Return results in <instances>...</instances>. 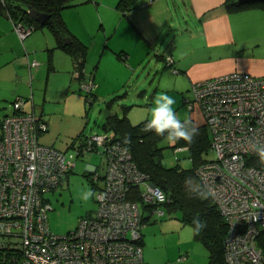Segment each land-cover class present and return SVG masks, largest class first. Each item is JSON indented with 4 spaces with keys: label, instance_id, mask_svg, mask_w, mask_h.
I'll return each mask as SVG.
<instances>
[{
    "label": "built area",
    "instance_id": "2783aa9c",
    "mask_svg": "<svg viewBox=\"0 0 264 264\" xmlns=\"http://www.w3.org/2000/svg\"><path fill=\"white\" fill-rule=\"evenodd\" d=\"M13 27L21 41L34 30L33 25L25 28L20 23ZM165 61L172 65L170 57ZM80 73L75 71L74 79ZM79 87L89 95L91 79ZM190 92L195 102L183 103L189 111L197 105L214 155L195 174L228 225L225 264H264V169L248 165L259 154L256 147L264 146V76L231 72L192 84ZM27 101L32 103L31 94L14 98L12 113L1 120L0 264H145L142 215L126 192L140 187L144 205L155 208L147 212L151 216L162 217L157 205L168 200L139 172L112 132L72 144L77 155L105 153L108 167L103 177L91 170V180L97 183L93 214L64 235L50 231L47 213L52 207L43 194L55 189L74 163L40 142L48 127L34 111L24 112ZM186 149L177 148L175 154Z\"/></svg>",
    "mask_w": 264,
    "mask_h": 264
},
{
    "label": "rangeland",
    "instance_id": "374dc122",
    "mask_svg": "<svg viewBox=\"0 0 264 264\" xmlns=\"http://www.w3.org/2000/svg\"><path fill=\"white\" fill-rule=\"evenodd\" d=\"M113 22L116 23V21ZM233 23L235 30L239 33L241 42L247 40L253 42L255 39H263L264 41V16L259 11L255 9L245 11ZM73 24L76 28L81 29L82 25L77 26L79 24H77L74 17ZM99 24V21L97 24L95 23L97 26ZM117 26L120 28L119 23H116V26L112 23L107 27V36L103 39L100 37L101 40L100 38L95 40V48L100 46L101 49L104 48L107 52L102 51L104 57L101 61H98V65L93 68L92 73L84 70L87 76L91 75L93 102H86V94L79 88L78 82L72 79L70 75L69 79H66L64 73L50 74V79H48L45 70L42 75L39 74L37 79L33 78L35 79L34 82H28L27 91L29 94L26 97L28 98L33 93L32 97L34 96V98L32 101L35 104V114L42 115V118L48 122V124L46 122L45 124L47 127L49 126L47 133L45 132L46 134L41 137L40 142L63 152L66 160L74 163V166L61 179L58 186L43 194V197L52 207L47 215L49 229L57 235H64L72 231L82 217L91 215L96 209L90 170H96L103 177L108 167L106 154L89 152V154L77 156L76 149L72 148V144L81 137L103 133L108 114H116L118 118L126 117L132 125H137L150 118L149 109L154 99L162 91H165L176 99L174 108L178 118L192 120L196 126L204 123L197 105L189 111L181 99L183 95L190 97L191 100L193 99L189 91L191 85L188 84L184 76L171 73L170 70L164 68V63L161 61H159L158 68L152 67V65L138 69V59L134 58V55L130 57L128 51V55H123L124 59L127 58L124 64L116 58V55L118 58L122 57L119 52L115 56H111V53H113L112 47L114 46L116 49L121 41L127 47L129 46L131 52L136 47L138 48L136 42L134 43L129 40L130 38L121 35L123 30H119L114 34V29L117 30ZM42 31L48 33L46 30ZM250 51L246 50L245 55L248 56ZM93 54L96 53L93 52ZM153 55L149 57V60L153 59ZM28 58L29 62L36 61L38 63L37 68L40 67L42 63L40 60L34 58L33 55L28 56ZM29 65L31 68H36L31 64ZM169 67L171 68L167 65V68ZM28 69L30 68L28 67ZM96 72L98 73L96 74ZM33 76H35V73H33ZM191 102L195 101L192 100ZM26 105L28 107L24 111L31 112V102L27 101ZM4 106L7 109L8 104L0 102V117L4 115V109H1ZM108 130L104 132H112V135H114L113 131ZM171 143L167 140L161 145L164 148V165L171 167L177 164L184 169L190 168V160L187 158L186 153L175 155V149L177 150V148L171 150L169 148ZM175 156H177L178 161L174 160ZM205 158L212 160L214 155L208 154ZM89 167L92 168L89 169ZM145 183L144 181L142 189H146ZM88 191H91V196L85 198V193ZM154 209L149 206L145 208V211L151 212ZM176 218L165 216L160 222H152L150 219L144 229L142 227L141 234L143 239L146 238L144 241L145 246L147 249L154 248L153 253L150 252L149 261L145 264L208 263V252L200 242L194 239L193 229L190 226L185 224L175 227H173L174 224L161 228L157 226L162 221L170 220L176 223ZM170 232L175 233L170 234ZM140 246L142 247L141 242ZM142 250L144 258V244ZM183 256L186 257L184 261L178 260Z\"/></svg>",
    "mask_w": 264,
    "mask_h": 264
},
{
    "label": "crops",
    "instance_id": "0c3cea01",
    "mask_svg": "<svg viewBox=\"0 0 264 264\" xmlns=\"http://www.w3.org/2000/svg\"><path fill=\"white\" fill-rule=\"evenodd\" d=\"M226 1L136 0L129 10L120 12L116 8L118 0H72L74 5L64 8L61 17L71 36L87 48L83 68L88 73H92L98 61L103 59L102 51L107 52L100 46L95 48V40L107 36L109 25L114 23L116 26V23H119L120 28L117 26L114 34L123 30L121 35L138 45L134 52L122 41L116 49L112 47L111 56L119 52L122 57L118 58L116 55V58L123 64L127 59H124L123 55H128L127 51L130 57L134 55V58L138 59V69L152 65L158 68L159 61L163 62V57H170L171 67L176 71L174 68H164L184 76L189 85L231 72L263 77L264 41L255 39L253 42H241L233 21H237L245 11L228 13L225 8ZM255 10L264 16V10ZM73 17L79 24L77 26L82 25L81 29L74 26ZM98 21L99 26L95 25ZM68 40L71 42V37ZM246 50L250 51L248 56L245 55ZM151 54L153 59L149 60ZM31 55L42 62L39 68L30 67L32 61L29 62L28 56ZM45 70L48 79L50 74L57 73H64L66 79L70 76L74 79L75 76L71 55L56 45L49 32L36 30L26 40L21 41L14 33L10 20L0 12V102L8 104L7 109L5 106L1 107L4 109L3 116L12 113L10 105L14 98L27 99L28 82H34L33 80ZM26 107L28 106L25 104L24 110ZM30 108L35 113L34 101ZM37 116L48 124L42 115ZM146 224L147 222L144 223L143 229ZM170 224L175 227L181 222L179 219H176V223L170 220L162 221L157 226L168 227ZM145 240L142 235L144 260L147 263L154 248L148 250Z\"/></svg>",
    "mask_w": 264,
    "mask_h": 264
},
{
    "label": "trees",
    "instance_id": "16d2710c",
    "mask_svg": "<svg viewBox=\"0 0 264 264\" xmlns=\"http://www.w3.org/2000/svg\"><path fill=\"white\" fill-rule=\"evenodd\" d=\"M135 1L136 0H118L116 8L120 12H125L134 6ZM73 5L72 0H5V5L2 6L0 4V12L10 20L13 31L17 37L18 35L14 30L13 23H20L25 28L33 25L34 30L28 37L36 30H47L53 36L56 45L71 55L74 70L80 73L84 72L83 64L87 48L71 36V33L61 17V11ZM225 8L228 13H240L253 9L264 10V4L257 2L241 3L237 0H227ZM29 9L47 14L49 18L43 24H40L29 16ZM69 37H71V42L65 45L64 41L68 40ZM165 60L166 57H163L162 61L166 68L167 65ZM171 68L173 69L174 67ZM173 70L176 71L175 68ZM90 79V74L87 76L85 73L84 75L80 73L79 77L74 80L77 81L80 86L81 83H87ZM194 84L195 83H193V85ZM92 93L93 90L91 89L89 95H86V102H93ZM187 98L190 99V97L183 95L181 99L184 101ZM31 111H33L32 108ZM1 120L2 118L0 119V129ZM187 121L190 122L192 127L198 130L192 143L187 144L186 141L180 139L176 143H171V145H169L171 150L182 147L187 148L186 151L179 152L186 153L187 158L190 160L191 166L187 169L181 168L177 164L171 167H166L164 165V148L161 147V145L168 139L163 136L155 135L152 131L147 129V120L137 125H132L126 117L118 118V116L108 114L103 132L108 129V131L114 132L116 140H119L130 153L139 172L148 176L151 182L164 193L168 200L165 203L157 205V208L162 209L164 212L162 217L158 216L157 213L151 216L150 213L145 211L146 206L141 197L142 192L140 187L136 185L131 186V189L126 192V198L138 205L142 215V224L144 225V223L150 219L152 222H160L165 216H173L175 218L177 217L181 224L188 225L193 229L196 221H200L203 223V227L198 232L193 231V234L194 239L200 242L208 252L209 261L207 264H225L224 244L228 234V225L213 204L211 197L201 186L195 174L197 168L206 161H209L205 157L208 154H212L210 150L209 132L204 123L196 126L192 120ZM85 154H89V152ZM177 154L178 153L175 155ZM174 160L178 161L177 156L174 157ZM248 165L264 169V154L259 153L254 155L249 159ZM100 176L102 177V175ZM96 184L97 183L91 180L93 190H95L94 186ZM91 215H86L82 218H88Z\"/></svg>",
    "mask_w": 264,
    "mask_h": 264
},
{
    "label": "clouds",
    "instance_id": "9594fccd",
    "mask_svg": "<svg viewBox=\"0 0 264 264\" xmlns=\"http://www.w3.org/2000/svg\"><path fill=\"white\" fill-rule=\"evenodd\" d=\"M175 104V97L162 91L149 109L150 118L147 120L146 128L172 143L182 139L187 144H191L198 130L192 127L189 121L178 118L174 108ZM256 151L264 154V146H257ZM89 196H91V191L85 193V198ZM202 227L203 223L196 221L193 231L198 232Z\"/></svg>",
    "mask_w": 264,
    "mask_h": 264
},
{
    "label": "water",
    "instance_id": "95a60500",
    "mask_svg": "<svg viewBox=\"0 0 264 264\" xmlns=\"http://www.w3.org/2000/svg\"><path fill=\"white\" fill-rule=\"evenodd\" d=\"M237 1L241 2V3L257 2V3H263L264 4V0H237ZM28 14L32 19H34L36 22H38L40 24H43L49 18V15L44 14V13H40L34 9H29ZM64 43H65V45H68L70 43V41L65 40Z\"/></svg>",
    "mask_w": 264,
    "mask_h": 264
},
{
    "label": "bare ground",
    "instance_id": "6f19581e",
    "mask_svg": "<svg viewBox=\"0 0 264 264\" xmlns=\"http://www.w3.org/2000/svg\"><path fill=\"white\" fill-rule=\"evenodd\" d=\"M78 155H80V154H78ZM130 189H131V187H130ZM130 189H129V190H130Z\"/></svg>",
    "mask_w": 264,
    "mask_h": 264
}]
</instances>
